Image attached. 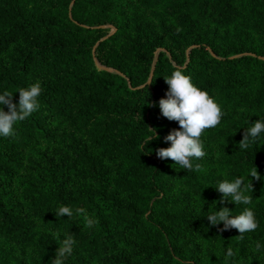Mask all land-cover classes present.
<instances>
[{"label": "trees", "instance_id": "1", "mask_svg": "<svg viewBox=\"0 0 264 264\" xmlns=\"http://www.w3.org/2000/svg\"><path fill=\"white\" fill-rule=\"evenodd\" d=\"M175 68L224 113L201 171L156 154L180 128L159 107ZM37 81L38 110L0 136V264H52L67 236L63 264H264V132L239 148L264 121V0H0V94ZM238 178L251 204L222 202ZM221 207L258 228L212 225Z\"/></svg>", "mask_w": 264, "mask_h": 264}, {"label": "clouds", "instance_id": "2", "mask_svg": "<svg viewBox=\"0 0 264 264\" xmlns=\"http://www.w3.org/2000/svg\"><path fill=\"white\" fill-rule=\"evenodd\" d=\"M180 30L177 29L178 32ZM165 81L169 85L166 93L167 98H161L159 107L162 115L170 121H178L180 128L179 130H173L165 137L166 141L171 142V146L158 149L156 154L161 159L170 158L182 169L201 171L199 163L193 164V159L199 160L206 155L201 136L205 130L219 125L224 113L216 100L206 90H202L193 84L191 77L185 75L181 69L175 68L170 77H165ZM152 82L153 80L149 79L146 87ZM41 92V85L37 81L28 88L18 90V103L13 102L12 92L5 90L0 94V105H6L8 108V111H5L0 107V136L9 137L14 135L13 125L27 119L33 112L38 110V97ZM252 125V127L246 128L243 139L239 142L240 149H248L264 132V121L258 119ZM154 134L155 129H153V135L144 142L145 145L154 138ZM155 138H158V136ZM250 177L259 179L256 167L250 172ZM216 188L222 193V202L231 200L235 204L248 205L252 203V197L245 194L247 187L244 186V178H238L231 182L224 180ZM75 213L84 216V227L95 225V220L90 218L83 208H77ZM55 214L57 217L66 215L68 218L74 215L70 206H61ZM207 218L212 225H219L223 222L225 230L237 229L240 238H243L245 233L255 231L259 226L254 212L250 208H245L239 215L232 216L228 207H221L219 211L208 215ZM75 243L76 241L72 236L63 239L56 250L52 264H63L66 257L71 255ZM256 248H260L259 243H257ZM234 255L236 253L229 248L226 256L233 257Z\"/></svg>", "mask_w": 264, "mask_h": 264}, {"label": "rangeland", "instance_id": "3", "mask_svg": "<svg viewBox=\"0 0 264 264\" xmlns=\"http://www.w3.org/2000/svg\"><path fill=\"white\" fill-rule=\"evenodd\" d=\"M113 30V28H111V31Z\"/></svg>", "mask_w": 264, "mask_h": 264}]
</instances>
